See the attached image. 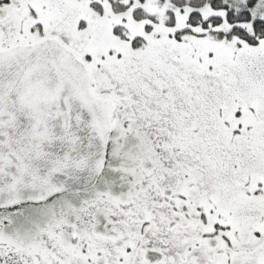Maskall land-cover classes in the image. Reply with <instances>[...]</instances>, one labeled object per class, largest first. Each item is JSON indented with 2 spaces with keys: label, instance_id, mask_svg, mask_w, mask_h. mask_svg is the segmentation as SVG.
I'll use <instances>...</instances> for the list:
<instances>
[{
  "label": "snow or ice",
  "instance_id": "obj_1",
  "mask_svg": "<svg viewBox=\"0 0 264 264\" xmlns=\"http://www.w3.org/2000/svg\"><path fill=\"white\" fill-rule=\"evenodd\" d=\"M0 264H264V0H0Z\"/></svg>",
  "mask_w": 264,
  "mask_h": 264
}]
</instances>
